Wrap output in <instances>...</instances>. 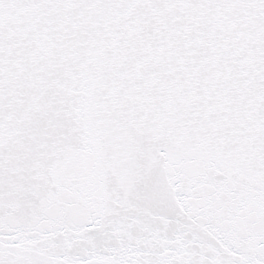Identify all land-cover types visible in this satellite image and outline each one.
Returning <instances> with one entry per match:
<instances>
[{
    "label": "snow or ice",
    "instance_id": "obj_1",
    "mask_svg": "<svg viewBox=\"0 0 264 264\" xmlns=\"http://www.w3.org/2000/svg\"><path fill=\"white\" fill-rule=\"evenodd\" d=\"M0 264H264V0H0Z\"/></svg>",
    "mask_w": 264,
    "mask_h": 264
}]
</instances>
